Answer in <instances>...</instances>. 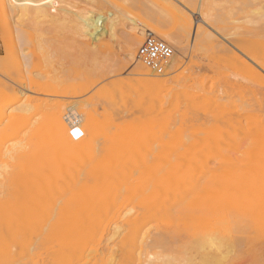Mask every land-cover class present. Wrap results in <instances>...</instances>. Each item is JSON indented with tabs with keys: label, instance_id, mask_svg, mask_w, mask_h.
Wrapping results in <instances>:
<instances>
[{
	"label": "rangeland",
	"instance_id": "1",
	"mask_svg": "<svg viewBox=\"0 0 264 264\" xmlns=\"http://www.w3.org/2000/svg\"><path fill=\"white\" fill-rule=\"evenodd\" d=\"M2 2L4 4L9 3L6 0H2ZM121 2L123 1L52 0L49 3L52 9L49 8L46 10L43 13L44 15L41 14L42 17L38 15L33 20L35 22L31 21L27 23L28 25L24 30L30 34V38L26 39L18 47V58L10 63L8 77H0V80L10 87V90L6 93H0V137H5L3 138L4 140H1L2 138L0 139V158L3 159L6 157L5 153L9 151L10 145H13L19 139L16 133L22 134L27 129L45 126L50 118V108L55 106L62 107L64 119L70 114L80 115V127H83L88 121H94L95 125H97L96 127H98L97 129H99L98 133L95 134L94 150L87 159L100 161L101 158L99 157H109V159L102 157L101 161L107 162L113 160L119 172L124 170L135 171L139 170V168L145 169L147 166L150 167V164L161 169L174 166L171 168L172 187L163 193L164 197L162 195L158 200L160 203L168 204V209H160L155 216H150L148 213L142 211V209L133 205L123 206L118 201L97 203L98 197H92L90 198L92 200L87 199L86 201H73L70 195L45 196L43 198L40 195L37 196L31 193V190L25 187L29 185L28 180H7L1 176L0 241L23 242L15 245L11 242H0V264H52L49 256H47L49 252L47 251L45 241H74L75 237L81 238V241H95L84 250L78 264H138L135 261L137 251L134 252V260H130L125 242L131 241L130 236L135 231L138 233L139 241L192 242V240L201 241V239H207L208 237L212 239V236L215 240L218 241L219 239V241H222L221 247L216 249L218 250V254L212 248L215 246H207L205 247L206 249H203L204 251L199 250L196 253H192L193 257L191 256V258L194 261H192V264H204V262L206 264H212L215 260L212 257L214 256L216 258L220 255L219 259L221 261L216 258L220 262H215L214 264H261L264 261V222L260 220V209L258 207H250L232 212V210H229L225 206H221L217 210L212 206L210 208L208 205V197H205L207 195H204V193L203 195L201 194L200 188H202L201 186L204 185L207 179L204 178V181L202 180L206 175L205 165L207 163L212 165L218 159L224 146L232 143L234 131L238 126L237 118L234 119V116L239 115L241 107L248 110L246 105V107L243 106V102H246L248 106L252 102L254 105L249 106L252 107V110L257 106L256 109H259L260 114L257 118H260L259 120L262 124L264 123V107H261L262 105L264 106V89H261L264 88V76L261 80L260 77V79H257L256 77L258 76L249 73L250 76L252 74L251 77L256 76L254 77L256 79L254 81L250 76L248 77V72H244L245 69L233 57L232 53L219 49L200 47V49L190 50L187 56L181 58V63L177 68H174L170 63L171 60H169L162 74H156L148 69L151 74L150 78L160 75L161 78L168 79V83L170 84L167 83L166 88H168H164V91L161 90V92H158L159 95H156L151 100L144 99L142 87L146 77L134 72L135 67L141 61L137 57L134 60H130L127 57V53H125V41L130 28L133 26L139 28L146 24L145 27L149 25L156 31L168 34L170 37L178 36L180 34V19L186 16L190 18L192 26H194V21L199 19L197 14L198 10L194 8L193 3H190V5L186 4L185 7L187 9L184 10L173 2L141 1L139 4ZM252 10L253 12L251 13ZM254 11L256 12L254 13ZM202 13V17L206 15L204 17L206 19L207 16L209 18V13H211L210 18L212 19L207 20L218 23L219 25H230V23H234L237 29L229 32L239 33L244 36L243 38L247 43L246 45L250 53L259 60L264 59V0H208ZM88 14L96 19L105 18L107 20L104 29L106 33L108 32V35L105 33V40H101L103 43L100 46V40L98 41V45L92 42H95L89 35L92 32L89 30L88 32L90 33L87 34H85L87 31H84L85 33L83 34L80 32V29H83L81 23L83 21L82 18ZM256 14L258 15L256 16ZM232 20L234 21L232 22ZM238 20H241L240 23ZM245 20H251L250 22L253 20L254 23L251 24ZM235 21L238 22L235 23ZM83 24L86 25L85 22ZM85 25H83L84 29H86ZM203 28L205 29V27ZM101 31V24L99 23L97 24V32ZM2 32V27L0 26V41L2 44L0 58L6 55L2 37L4 32ZM111 32L116 37L114 40H109L108 36ZM151 33L160 39L157 34L154 32ZM81 35L86 36L84 38ZM145 35L142 36V43ZM216 39L222 42L226 48H229L219 38L216 37ZM167 44L173 50V57L176 56L178 58L174 50L176 46L172 44L173 47L169 43ZM222 61L224 63H220ZM206 62H209L210 65L212 64L211 69L208 66L209 63L206 64L208 68L204 65ZM239 67H242L243 72ZM236 69L241 72H237ZM213 70L215 71L212 72ZM234 74L238 78L241 76L239 80ZM233 75L234 77L232 78ZM243 78L246 81L248 80L247 85ZM6 79L14 82V84H10ZM28 79L37 80L42 84L43 89L49 87L47 90L44 89L46 95L21 93L17 89V86L24 84L26 87ZM203 81L204 83H202ZM169 88L173 90L168 91ZM54 90L56 92L55 95L51 93ZM242 96L249 101L243 100ZM250 100L252 101L250 102ZM254 101L255 103H253ZM21 103H23L22 106L29 104L27 106H32L30 108L33 110L26 114L24 112L19 114V105ZM145 106H149L148 109H144ZM260 107L263 110H260ZM152 108L156 112L152 111ZM237 108L238 110L240 109L239 112ZM70 109L73 110L70 112ZM9 112L10 114L13 112L14 116L10 115ZM9 116H11L10 121ZM139 116V119L143 121H146V118H156L159 124L153 132L143 134L141 126L138 125L140 123L138 122L139 119H137ZM13 119L14 121H12ZM137 127L140 131H138ZM2 131L4 133L1 134ZM132 132L134 133L132 134ZM111 133L115 135L113 136ZM230 135L232 138L229 137ZM175 138L178 139V142H176L177 139ZM118 140L119 142H117ZM123 140L127 142H122L121 146L117 144ZM145 141H149L148 144ZM170 142L176 143V145ZM197 142L198 144H196ZM122 144H124L123 147ZM183 145L186 148L182 147ZM163 146L166 148L163 149ZM187 147L189 149L191 147V149L185 150ZM208 147L209 149L207 150ZM109 148L111 153L107 151ZM192 148L195 149L192 150ZM142 149L143 151L141 152ZM213 149L214 154L218 156L211 153ZM113 151L120 152L125 157L121 156L122 159L120 160L117 158L120 155ZM188 151H190L189 154ZM182 152L183 154L185 153V156ZM133 157L138 161H135ZM204 163H206L204 165L205 167L203 166ZM180 165L183 166L182 169L179 167ZM203 167L204 169H200ZM119 177L120 175H115L107 179L106 186L115 187L116 185V187H119L122 182ZM192 187L197 188L198 191L190 196L187 195L185 204L181 203L180 200L182 199L183 191ZM197 192H199V196L201 194V198L196 195ZM166 198H168V201ZM79 202H83L82 205ZM169 205H172L171 208H169ZM127 211H130L128 212L129 214L125 213ZM176 212L179 213L177 214ZM124 213L125 215L122 217ZM163 219H166L167 222ZM226 219H233L236 223L230 229L225 228L223 230ZM55 220H58V228H60L56 231L50 230L48 225ZM175 225L177 226L175 227ZM22 227H25L24 234L20 238H17V240H14L13 236L15 232L20 228L22 229ZM116 227H118L117 233L114 235L113 231L115 230L113 229H116ZM95 228L97 232L94 231ZM57 234L59 235L57 236ZM205 234L207 238L203 237ZM53 236L54 238H52ZM211 239L209 240L211 241ZM222 254L224 255L222 256Z\"/></svg>",
	"mask_w": 264,
	"mask_h": 264
},
{
	"label": "bare ground",
	"instance_id": "2",
	"mask_svg": "<svg viewBox=\"0 0 264 264\" xmlns=\"http://www.w3.org/2000/svg\"><path fill=\"white\" fill-rule=\"evenodd\" d=\"M51 1L52 0H12L8 4H4L2 2V0H0V26L2 27V31L4 32V33L2 32L3 33L2 37H3V45H4V48L6 50L5 57L0 58V77H3V78L8 77L10 63L13 60H16L18 58V47L21 46L25 42L26 39L30 38V34L26 30H24V28L28 25L27 23L33 21L38 15L41 16V14L45 13L46 10L51 8L52 6L49 4ZM122 1L123 2H121V3L125 2V3H133V4H139L141 1L173 2L184 10L187 9L185 7L186 4L190 5V3H193L194 8H197V10H198L197 14L199 17V19L197 21H194V26H192V21L190 20V18L183 16L180 19V34L178 36H174V37H172V36L170 37L168 34H165V33H160L158 31H156L155 29L151 28L149 25H148V27H145L146 24L142 25V27H139V28H136L135 26L131 27L130 31L128 33L127 39L125 41V53H127V57L130 60L136 59L138 48L142 44V36L144 34H146V32L149 31V32H154L155 34H157V36L161 40L169 43L171 46H173V45L176 46V47H174V46L173 47L175 48L174 50L176 51L178 58L176 56L173 57V55H172V57H171L172 59H170L171 60L170 63L174 66V68H177L179 66V64L181 63V58L187 56L189 54L190 50L197 49V48L200 49V47H203V48L207 47L210 49H219L221 51H228V52L232 53L233 57L237 61H239L240 65L245 69L244 72L246 71V72H248V74L252 73L253 75L258 76V77H256V76L251 77L252 74H251V76H250V74L249 75L246 74V75H248V77L250 76V78H252V80H254V81L256 80V79H254V77H256L257 79L261 78V80L263 79V76H264V59L259 60V59L255 58V56L252 55V53H250V51L246 45L247 43H246L245 39L243 38L244 36H242L239 33H234V32L230 33L229 32L231 30L235 31V29H237V27H235L234 23H230V25H225V24L219 25L218 23H213L212 21H209L210 19H212V18H210L211 13H209V18L207 16V19H209V20L204 18L206 15H204V17H202L201 13H202L203 8H204V6L208 0H122ZM106 3H107V1H106ZM53 6H55V5H53ZM235 6H236V4H235ZM145 8H146V6H145ZM148 10H149V8H148ZM253 10L251 11V13L253 12ZM255 12L256 11H254V13ZM202 14H204V13H202ZM246 14H247V12H246ZM257 15L258 14H256V16ZM174 16H176V15H174ZM82 20L83 21L80 20L82 23V28L84 29L83 25H85V24H83V23L85 22L86 23L85 28L87 30L86 29H84V30L80 29V32L82 34L85 33L84 31H87L85 34L92 32L91 34H89L91 36L92 40H95V42L94 41H92V42L98 45V41L100 40L99 46L102 45L103 41L105 40L106 31L104 28H105V23L107 20L105 18L104 19L93 18V17H91L90 14L83 17ZM233 21L234 20H232V22ZM238 21H235V23ZM240 21H239V23H240ZM245 21H247V20H245ZM248 21L250 22L251 20H248ZM33 22H35V21H33ZM230 22H231V20H230ZM81 23H80V25H81ZM99 23L101 24V28H102L101 32H97V24H99ZM243 23H244V21H243ZM250 23L251 24L254 23L253 20ZM246 24H248V23H246ZM201 25H203V26H201ZM248 25H250V24H248ZM75 27L77 28V26H75ZM109 27L111 28V26H109ZM203 27H205V29ZM88 30L90 32H88ZM89 35H88V37H89ZM81 36L83 37L84 35H81ZM85 36H84V38H85ZM88 37H86V38H88ZM108 37H109V40H114L116 38L115 35L112 34V32L110 33V35ZM216 37L219 38L224 43H226L229 48H226V46L222 42L218 41L216 39ZM246 37H247V35H246ZM258 37H261V36H258ZM101 40H103V41H101ZM248 42H249V40H248ZM253 47H255V46H253ZM257 47H258V45H257ZM250 48H252V47H250ZM34 56H35V53H34ZM25 58H26V56H25ZM225 60H227V59H225ZM225 60H223V61H225ZM223 61L220 63H224ZM225 62H227V61H225ZM208 63L209 62H206L204 65H206ZM239 63H238V65H239ZM231 65H230V67H231ZM208 66L210 68L212 66V64L210 65V63H209ZM208 66H207V68H208ZM242 67L241 68L239 67V69H241V71L243 70ZM215 70H217V69L215 68ZM215 70H213L212 72H214ZM232 70H235V69H232ZM236 71L241 72L238 69H236ZM134 72L140 76L146 77V79L143 82L142 88H143V93H144V99H146L148 101L151 100L152 98H154L156 95H159L158 92H161V90L164 91L163 90L164 88L165 89L168 88V87L166 88L167 83L169 82L168 79L161 78L160 75L157 77H151L150 78L151 74H150L148 68L143 66L141 63L137 64V66L134 69ZM156 74H158V73H156ZM213 74L215 75V73H213ZM234 75H235V77H237L236 74H234ZM234 75L232 76V78L234 77ZM239 78L237 77L238 80H239ZM6 80H8V79H6ZM8 81L10 82V84L11 83L14 84V82H11L10 80H8ZM244 81L246 82V85H247L248 80L246 81L244 79ZM27 83L28 84H26L27 85L26 87L24 86V84H20L17 86L18 87L17 89H19L21 91V93H25V94L30 93V94L46 95L45 94L46 91L44 89L47 90V88H49V87H47V88L45 87L43 89L42 84L40 82H38L37 80H33V79H30V80L28 79ZM202 83H204V81ZM168 84H170V83H168ZM249 85H250V82H249ZM223 88H224V86H223ZM261 89H264V88H261ZM9 90H10V87L8 86V84H6L0 80V93L4 94ZM171 90H173V89L171 88ZM171 90L169 88L168 91H171ZM175 90H177V89H175ZM220 90H222V89H220ZM51 93H53L54 95L56 94L55 90L51 91ZM176 94H177V92H176ZM202 98H203V96H202ZM242 98H243V96H242ZM235 99H238V98H235ZM243 100H247V99L243 98ZM27 101H28V99H27ZM217 101H218V99H217ZM247 101H249V100H247ZM251 101L252 100H250V102ZM259 101H261V100L259 99ZM204 102H205V100H204ZM210 102H209V104H210ZM253 103H255V101ZM22 104L23 103H21L19 105L20 106L19 107L20 112L18 111L19 114H22V112H24L26 114L27 112L33 110L32 108H30L32 106H30V107L27 106L29 104L23 105V106H22ZM139 104H142V103H139ZM243 104H244L243 105L244 107L247 106L248 110H245L246 108L241 107V111H240L239 115L237 114L238 116H236V115L234 116V119L237 118V125L238 126L234 131L235 133H234V138H233L232 143L230 142L231 144L224 146V149L222 150V152L219 156L217 154H214V149H213L212 150L213 152H211V153L214 154L215 156H218V159L215 160V162L212 165H210L208 163L203 164V166L206 164L205 165L206 167L205 166L204 167L206 169V175L207 176L205 175L202 180L204 181V178H207V179H206L204 185L201 186L202 188H200V191L202 192L201 193L202 195H203V193H204V195H207L205 197H208L207 198L208 199V205L210 206V208L212 206L214 209L217 210L221 206H225L229 210H232V212H237L238 210H243V209L250 208V207H256V208L258 207L260 209V217H261L260 220L262 222H264V123L262 124V122L259 120L260 118L259 119L257 118L258 116H260L259 109H256L257 106L254 107V110H255L254 111V110H252V107H249L251 105L252 106L254 105V104H252V102L250 103L249 106L246 102H243ZM224 106H226V105H224ZM236 106H238V105H236ZM148 107L145 106L144 109H148ZM220 107H221V104H220ZM261 107H264V106L262 105ZM261 107H260V110H263V109H261ZM72 108H74V107H72ZM150 108H151V106H150ZM72 110L73 109H70V112ZM237 110H238V108H237ZM239 110H238V112H239ZM50 111H51L50 116H49L50 118H49V120L45 126L43 125L41 127L37 126L38 128L27 129L22 134L16 133V135H17V137H19V139L18 140L16 139L17 140L16 143H14L13 145H10V147H9L10 149L7 153L4 152L6 157L3 156L4 157L3 159L0 158V178L2 176L4 178H6L7 180H10V179L28 180L29 185H28V187L27 186H25V187L28 188L29 190H31V193H34L37 196L40 195L43 198L45 196L70 195V197L73 198V201H77V200L86 201L87 199H90L92 197H98L97 203L118 201L123 206L124 205H133L139 209H142V211L148 213L150 216H155L158 213V210H160V209H164V210L168 209V204L160 203V202H158V200H159L160 196L163 195V193H165L167 190L170 189V187H172L171 186V183H172L171 168L174 166L161 169V168H158L156 166H152L150 164V167L147 166V167H145V169L142 167L144 170L139 168V170H135V171H125L124 170V171L119 172V170L115 166L116 164L114 163L113 160L107 161V162L101 161L102 157H105V156H102V157L98 156L99 158H101L100 161L87 159L89 157L90 153L94 150L95 134L98 133V131H99V129H97L98 127H96L97 125H95V122L94 121H88L83 127H80L79 126V122H80L79 116L80 115L78 116V115L70 114L69 116H67L64 119V112L62 110V107L61 108L58 106L51 107ZM152 111L156 112L154 109ZM230 111L232 112V110H230ZM142 112H143V110H142ZM14 113H16V112H14ZM234 113H236V112H234ZM9 114H10V112H9ZM79 114H81V113H79ZM10 115H13V112H11ZM229 115H230V112H229ZM232 115H234V114H232ZM142 116H144V115H142ZM261 117H262V115H261ZM10 118H11V116H9V121H10ZM16 118H17V116H16ZM139 118H140V116L137 119H139ZM228 118H229V116H228ZM226 119H227V117H226ZM12 121H14V119ZM223 121L225 122V120H223ZM229 121L231 122L230 119H229ZM232 121H233V119H232ZM234 121L236 122V120H234ZM15 122H16V119H15ZM96 122H97V120H96ZM138 122L142 123L141 125H140V123L138 125L141 126V130H142L143 134L153 132L154 129L159 124L156 118H150V119L146 118V121L139 119ZM110 129L112 130V128H110ZM113 129H115V128L113 127ZM126 129H127V127H126ZM137 129H138V127H137ZM138 131H140V130L138 129ZM134 132H132V134ZM2 133H4V132L2 131L1 134ZM73 133H78V135H74ZM111 134L113 135V133H111ZM229 134H230V132H229ZM176 136H173V137H176ZM106 137H108V136H106ZM120 137H119V139H120ZM229 137L232 138L231 135ZM3 138H5V137H0L1 140H4ZM121 138H123V137H121ZM115 139H116V137H115ZM144 139H143V141H144ZM175 139H177V138H175ZM124 141L127 142L126 140H123L117 144L121 146V143ZM130 141H132V140H130ZM174 141H176V140H174ZM226 141H228V140H226ZM117 142H119V140ZM145 142L148 144L149 141L148 142L145 141ZM176 142H178V139ZM198 142L196 144H198ZM111 143H113V142H111ZM115 143H114V145H115ZM157 143L159 144L158 141H157ZM170 143H173V142H170ZM173 144L176 145V143H173ZM123 145L124 144H122V147H123ZM139 145H140V143H139ZM143 145H144V143H143ZM182 147H184V145ZM147 148H148V146H147ZM164 148H166V147L163 146V149ZM184 148H186V147H184ZM4 149H5V147H4ZM188 149H189V147H187V149H185V150H188ZM190 149H191V147H190ZM194 149L192 148V150H194ZM208 149H209V147L207 148V150ZM218 149H219V147H218ZM120 150H122V149H120ZM107 151H109V153H111L110 148ZM142 151H143V149L141 150V152ZM166 151H168V150H166ZM161 152H164V151H161ZM189 152L190 151H188V154H189ZM116 153H118L120 155V157H117V158L121 160L122 159L121 158L122 153L121 154H120V152H116ZM211 153H210V155H211ZM166 154H168V153H166ZM182 154H183V152H182ZM206 154H208V153H206ZM157 155H158V153H157ZM159 155H160V153H159ZM179 155H180V153H179ZM183 155L185 156V153ZM165 156H167V155H165ZM122 157H125V156H122ZM208 157H210V156H208ZM105 158L109 159V157H105ZM177 158H178V156H177ZM201 159L203 160V157ZM160 160H157V161H160ZM135 161H138V160L135 159ZM139 161H141V159H139ZM178 161H179V158H178ZM128 163H130V162H128ZM136 163H139V162H136ZM162 163L164 164V162H162ZM200 163H201V161H200ZM141 164H143V162H141ZM159 164H160V162H159ZM185 164H186V162H185ZM201 165H202V163H201ZM179 167H181V169H182L183 166L180 165ZM200 167H202V166H200ZM204 167L200 168V169H204ZM129 168H131V167H129ZM197 169H199V168H197ZM131 170H132V168H131ZM192 173H193V170H192ZM194 173H195V170H194ZM197 173H198V171H197ZM201 174H202V172H201ZM115 175H120L119 178H120V180H122V182L120 183V186L116 187L115 184H114L115 187L106 186L107 179H109L110 177H113ZM173 179H175V178H173ZM200 184H201V182H200ZM24 185H25V183H24ZM196 191H198V189L195 187L194 188L193 187L187 188L186 190H184L183 191L184 193L182 194L183 196H182V199L180 200V202L185 204L187 201L186 196L187 195L190 196L191 194H195ZM201 194H200V196H201ZM35 195H33V196H35ZM196 195L199 196V192H197ZM196 195H194V196H196ZM200 196H199V198H201ZM163 197H164V195H163ZM168 197H170V196H168ZM39 198H41V197H39ZM39 198H37V199H39ZM41 200H39V201H41ZM90 200H92V199H90ZM166 200L168 201V198H166ZM203 200H204V198H203ZM170 202H172V201H170ZM170 202H169V204H170ZM79 203H81V202H79ZM82 203H81V205H82ZM165 205H166V207H165ZM50 206H52V205L50 204ZM171 206L169 205V208H171ZM98 207H99V205H98ZM79 210H80V208H79ZM129 210H131V209H129ZM35 211H36V209H35ZM79 212H81V211H79ZM128 212H130V211H127L125 213H128ZM125 213L122 215V217L125 215ZM60 214L62 215V213H60ZM78 216H80V215H78ZM122 217H121V219H122ZM166 218H168V217H166ZM17 219H18V216H17ZM177 219H179V218H177ZM41 220H43V219L41 218ZM58 220H55L53 223H51L52 225L51 224L48 225V228H50V230H55V231L58 230L60 228V227L58 228ZM163 220H165V222H167L166 219H163ZM72 222H73V220H72ZM235 223H236V221L233 219H226L225 227L223 228V230L225 228L230 229L231 226L234 225ZM42 224H43V222H42ZM164 224L166 225V223H164ZM176 226L177 225H175V227ZM216 226H217V223H216ZM24 228L25 227H22V229L20 228L19 230H17L15 232V234L13 236L14 240H17V238H20V236L24 234ZM96 228H97V226H96ZM96 228L94 229L95 232H97ZM117 228L118 227H116V229L115 228L113 229V230H115V231H113L114 235L117 233ZM146 229H148V228H146ZM58 235L59 234H57V236ZM110 237H111V235H110ZM203 237L205 238L206 234ZM52 238H54V236ZM59 238H60V236H59ZM61 238H62V236H61ZM199 238H200V236H199ZM207 239H201V241H193L191 239L192 242L191 241L190 242H184V241H139L138 233H137V231H135L130 236L131 241H125V242L127 244L126 250L129 254L130 260H134L133 255H134V252L137 251V257L135 258V261L138 264H192L194 262L193 259L191 258L192 253H194V252L196 253V251H199V250L204 251L203 249H206L205 247H207V246L208 247L209 246L210 247L215 246L216 248L212 247L215 250L218 249L219 247H221L220 245H221L222 241H219V239L217 241L214 239L213 236H212V239L209 237ZM209 239H211V241ZM0 242L1 243L11 242L12 244L15 245V244H19L23 241H0ZM45 242L47 244V251L49 252V255H47V256H49V260L51 261L52 264H78V262L81 260L80 258H81V255L83 254L84 250L91 243H93L95 241H81V238L75 237L74 241H65L64 240V241H45ZM228 248H230V247H228ZM207 251H205V252H207ZM217 251L218 250H216V252ZM217 254H218V252H217ZM223 255L224 254H222V256ZM219 257L217 256L216 258L219 259ZM213 258L216 260V258L214 256L212 257V259ZM199 259L202 260L201 258H199ZM215 260L212 264H214L215 262L219 263L221 261V259H219L220 261L219 260L215 261ZM206 261L208 262L207 259H206ZM204 264H206V263L204 262ZM261 264H264V261Z\"/></svg>",
	"mask_w": 264,
	"mask_h": 264
},
{
	"label": "built area",
	"instance_id": "3",
	"mask_svg": "<svg viewBox=\"0 0 264 264\" xmlns=\"http://www.w3.org/2000/svg\"><path fill=\"white\" fill-rule=\"evenodd\" d=\"M11 2L12 0H6ZM2 44L0 41V51ZM173 55V50L153 33L147 32L143 43L137 51V59L151 71L161 74Z\"/></svg>",
	"mask_w": 264,
	"mask_h": 264
},
{
	"label": "snow or ice",
	"instance_id": "4",
	"mask_svg": "<svg viewBox=\"0 0 264 264\" xmlns=\"http://www.w3.org/2000/svg\"><path fill=\"white\" fill-rule=\"evenodd\" d=\"M74 135H78V133H73Z\"/></svg>",
	"mask_w": 264,
	"mask_h": 264
}]
</instances>
